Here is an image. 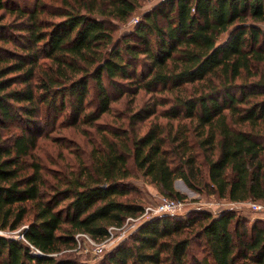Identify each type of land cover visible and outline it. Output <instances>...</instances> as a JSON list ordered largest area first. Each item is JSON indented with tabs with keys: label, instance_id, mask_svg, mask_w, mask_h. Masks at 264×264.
I'll return each mask as SVG.
<instances>
[{
	"label": "trees",
	"instance_id": "1",
	"mask_svg": "<svg viewBox=\"0 0 264 264\" xmlns=\"http://www.w3.org/2000/svg\"><path fill=\"white\" fill-rule=\"evenodd\" d=\"M263 26L264 0H0V231L24 225L27 242L0 236V264H78L77 233L100 241L143 213L128 197L139 177L170 199L181 180L264 204ZM123 96L144 100L98 122ZM64 116L95 135L53 171L34 152ZM99 263L264 264V221L157 215Z\"/></svg>",
	"mask_w": 264,
	"mask_h": 264
},
{
	"label": "rangeland",
	"instance_id": "2",
	"mask_svg": "<svg viewBox=\"0 0 264 264\" xmlns=\"http://www.w3.org/2000/svg\"><path fill=\"white\" fill-rule=\"evenodd\" d=\"M11 2L18 4L19 6L24 5L32 7L34 5V0H11ZM150 6V2L144 3L142 7L133 14L129 22L120 26L118 31L115 32L117 37L120 33H124L126 30L132 28L133 21L135 19H139L141 13L147 10ZM262 28L264 29V26ZM143 100L144 99H139L134 104L131 100V97L123 96L121 99L111 104V111L108 114L103 115L98 122L112 125L115 123V116H119L121 113H126L130 110H135L136 107L138 108L140 106ZM92 109L93 107L89 110L92 111ZM43 132L44 133H42L38 138L39 146L35 150L34 154L41 162L42 166L44 164V166H47L53 171L64 168L67 163L74 166L76 162L74 153L75 150L79 148L81 149V152L83 151L85 154H88L91 150V145L88 141V135H95L94 130L84 124L79 125L76 128L68 127L65 116L60 117L56 122L52 121L50 125L47 124L44 127ZM59 152L62 154L60 157L58 155ZM51 162H54V164ZM46 178L47 180H50V175L48 173ZM132 182L136 186V189L129 193L128 197L132 200L138 201L143 206V208L156 206L159 197L163 196L155 188L145 183L141 177L133 179ZM174 188L181 195H183L185 199H190L192 201L188 203L186 211H191L193 208H203L204 210L214 212L220 207V204L218 205V201L221 199L206 193L193 191L189 189L181 180H176L174 182ZM236 213L249 219L248 214L246 213H240L238 211H236ZM130 223L128 225H130ZM66 257L73 258L78 264H100L99 261L102 259L77 253L66 254Z\"/></svg>",
	"mask_w": 264,
	"mask_h": 264
},
{
	"label": "built area",
	"instance_id": "3",
	"mask_svg": "<svg viewBox=\"0 0 264 264\" xmlns=\"http://www.w3.org/2000/svg\"><path fill=\"white\" fill-rule=\"evenodd\" d=\"M138 19H135L132 24H135ZM192 202L190 199H170L164 196L159 197L158 203L154 207L144 208L143 213L135 219H127L125 224L121 228L110 227L107 230V235L100 240L96 241L85 233H77L74 237V246L67 250L70 253H77L83 255H89L96 258H103V256L118 245L122 240L126 238L133 230H135L141 223L149 220L157 215H171L175 218H185L189 211H186L188 203ZM220 207L211 212L204 210L203 208H193L192 211L198 212H211L217 214L227 210H235L240 213L248 214L251 222L255 220L264 221V204L255 202L253 200H247L243 202H232L229 200L221 199L218 201ZM131 222V223H130ZM130 223V225H128ZM26 226H21L18 230L13 232L0 231V236L11 239V240H22L25 243L26 240L23 238L22 231ZM30 254L32 256H42L43 254L31 245H28ZM52 256H57L53 254Z\"/></svg>",
	"mask_w": 264,
	"mask_h": 264
}]
</instances>
